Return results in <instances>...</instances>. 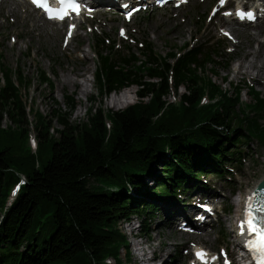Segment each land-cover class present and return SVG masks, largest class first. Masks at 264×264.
<instances>
[{"label": "trees", "instance_id": "trees-1", "mask_svg": "<svg viewBox=\"0 0 264 264\" xmlns=\"http://www.w3.org/2000/svg\"><path fill=\"white\" fill-rule=\"evenodd\" d=\"M106 39H97V46ZM139 44L143 58L130 48L121 53L117 42L110 51H97L95 77L101 94L137 84L147 101L122 111L91 107L83 123L70 119L73 95L65 96L69 110L58 103L48 117L30 107L37 118L36 148L22 96L31 82L5 65L0 48V264H124L121 250L128 260L131 250L121 220L141 216L142 231L151 233L147 219L157 214L155 201H170V195L178 200L200 176H223L227 164L242 162L240 146L251 137L264 143L258 118L234 124L239 98L199 72L217 66L215 57L223 53L228 64L226 47L188 44L183 53L162 56L152 42ZM40 80L54 89L50 73L41 71ZM172 84L190 93L170 102ZM252 93L255 105L264 106L261 94ZM206 95L210 101L204 103ZM54 121L60 137L51 133Z\"/></svg>", "mask_w": 264, "mask_h": 264}, {"label": "rangeland", "instance_id": "rangeland-1", "mask_svg": "<svg viewBox=\"0 0 264 264\" xmlns=\"http://www.w3.org/2000/svg\"><path fill=\"white\" fill-rule=\"evenodd\" d=\"M241 1L244 2V0L230 1V5L235 6ZM117 2L122 7L124 1ZM24 4L25 6L20 7V13L24 17L20 18L18 15L11 14L10 7L1 5L0 0V48L5 65L14 70L20 69L31 82L27 88H22V96L28 105L29 118L33 123L31 126L32 137L36 134L33 125L37 118L33 111H30V107L44 113L47 117L55 108H59L58 103L63 109L69 110L66 106V95H73L76 101V105L70 113L73 123L86 121L88 109L91 107H102L106 111H122L139 100L147 101L148 97L142 99L135 96L131 103L125 104L121 108H114L109 105L108 100L120 93L112 91L101 94L99 92L98 82L95 78L99 60L96 52L110 51L113 42H117L118 50L121 53L130 48V52L141 58L144 56L140 52L143 46L139 44L140 41L143 43L152 42L155 52L162 56L171 52L183 53V48L188 44L190 47H207L214 41L219 42L220 47H226L228 53L226 56L232 59L227 64L224 53L221 57H215L218 65L209 64L205 70L199 71L201 76L206 79L211 78L228 96L239 98V101L233 102L235 107L232 109L237 115L234 124H239L243 117L254 116L264 126V106L255 105L259 103L252 93L254 88L264 98V82H258L251 77V73L256 74V68L251 69L249 74L239 73L236 75L235 71L238 65H248L250 60H255L258 65L264 64V46H262L264 28L260 33L246 28V30H241L239 37L227 31L226 25L221 23V19L227 17L225 15L227 8L222 6L223 0H190L187 5L178 9L169 6L160 8L155 5H143L132 19L127 18L128 14L118 9L117 6L113 8L108 6L101 9L94 18H90V23L84 24L83 28L79 29L72 39H69L72 45L70 49H65L69 38L66 25L45 20L29 4ZM220 5L222 9L218 10ZM38 18L42 19L43 25H39ZM256 24L255 22L251 25ZM237 27L241 29L245 26ZM254 32H257L256 40L252 41L249 33ZM132 37L136 39V42L132 41ZM102 38L107 39L102 44L99 42L97 46V39ZM237 40H242L243 44L235 45ZM214 46L217 48L216 45ZM251 51H260L261 54L258 56L254 53V56H250L249 52ZM125 52L129 51L125 50ZM171 60L174 61V59ZM68 69H75L82 75L78 76V83L75 86L65 84L62 90L60 84L68 73L66 71ZM41 71L50 73L55 83L54 89L49 83L40 80ZM261 73L264 78V69ZM0 76L3 79L1 65ZM14 78L16 79L15 76ZM85 80H88L89 93H84L80 89L81 82ZM138 88L140 87H133V96V92ZM189 93L190 90L186 86L182 85L176 90L172 84L171 93L166 99L178 103L181 95ZM209 101L210 98L206 95L204 103ZM78 109L81 110V114L75 115ZM9 124L10 121L5 120L4 127ZM53 127L51 133L60 137V133L57 131L58 128H61L59 122L54 121ZM240 147L244 151L242 162L236 163L237 165H235V161L227 164V171L223 176L213 173L200 176L187 184L189 190L186 193L177 194L178 200L170 195V201L160 198L155 201L158 205L157 214H153L147 219L151 233L142 231V239L132 237V234L135 235L138 231L137 222H141V216L134 223H126L123 220L119 222L118 227L126 234L129 246L132 247L129 260L126 250L124 248L121 250L124 264H139L136 254L140 251L133 249L132 243L138 240L146 241V239L152 241L151 245L157 247L159 252L164 251V253L167 252L170 243H175L176 246L172 247L169 257L165 259L160 256L161 259L158 260V263L192 264L194 252L191 247L196 243L199 245L203 243L204 247H210L217 251L223 258L229 256L228 250L235 248V235L238 232L234 217L242 214L240 211L242 206L239 207L237 204L239 197H234L231 191L239 189L241 194H245L246 189L256 188L258 183L264 179V143L256 137H251L250 141H246ZM211 187L220 190L217 197L209 200L207 196H201V194H207ZM186 194H188V199L194 194H199L196 195L197 198L188 200L187 203L190 205L189 203L192 202L199 211L196 214L197 218L202 217L208 221L202 228L206 229V233L202 237L195 234L184 235L175 227L182 218L174 216L176 211L172 208V202L179 203L180 196ZM202 204H208L210 209L204 211L201 208ZM133 218L136 219V216ZM190 225L193 224L190 222ZM109 263L116 264L114 259H109Z\"/></svg>", "mask_w": 264, "mask_h": 264}, {"label": "bare ground", "instance_id": "bare-ground-1", "mask_svg": "<svg viewBox=\"0 0 264 264\" xmlns=\"http://www.w3.org/2000/svg\"><path fill=\"white\" fill-rule=\"evenodd\" d=\"M88 3H110V2H114L113 0H95V2H93L94 0H86ZM120 1V0H118ZM126 2L129 3V5H131V3L133 2H147L149 4L151 3V0H125ZM230 1V0H229ZM26 1L25 0H1V5L3 6H9V12L11 14H13L14 16L18 15L20 18H23L24 15L20 13V7L25 6ZM116 4H118V2L116 1ZM89 6V5H87ZM222 9V6L220 5L218 7V10ZM226 18H222L221 19V23L226 25V29L227 31L234 33L236 36L239 37V34L241 33V30H246V28L252 29V30H256L257 32H261L262 29L264 28V15H261L259 20L257 19V24L256 25H251L252 21H248L247 16H244L243 18H238L236 16L232 14H229V12L226 13ZM16 22V21H15ZM38 22L39 25H43L44 23L42 22L41 18H38ZM51 23H54L52 21H49ZM244 25V28H239L237 26L239 25ZM66 25L69 29H75V24L73 21L64 24ZM76 26H78V30L81 29L84 26V23H80L79 25L77 24ZM78 30H75L74 35H76L78 33ZM257 32L254 33H249L250 38L252 41L256 40V34ZM73 35V36H74ZM72 36V37H73ZM72 37H69L67 39L66 45H65V49H70L71 48V42L69 41V39H72ZM243 44L242 40H237L235 42V45L241 46ZM262 46H264V43H262ZM254 53H256V55L260 56L261 52L260 51H256V52H249V55H253ZM87 54V53H86ZM88 56V54H87ZM262 56V55H261ZM257 69L256 74L251 73V77L255 78L258 82H264V78L262 77V73L261 71L264 69V64L258 65L255 60H250L248 65H238L235 68L236 71V75L239 73H245V74H249L251 69ZM246 69V70H244ZM68 73L64 76L63 81L61 82V88L62 90L64 89L65 84H72L73 86H75L78 83V76L82 75L81 72L75 71V69L72 70H66ZM88 81V80H87ZM86 80L81 82V87L80 89L82 90V92L84 93H89V84ZM133 95H132V90L131 89H126L123 91V93L119 94V95H114L113 97H111L108 100V103L111 107L114 108H121L123 107L125 104H129L132 102L133 99ZM81 114V110L78 109V111L76 112L75 115H80ZM255 188L252 189H246L245 190V194H241L240 196V201L238 199V206L241 207L242 206V210L240 209L242 214L236 215V217H234L236 219V225H237V234L235 235V248L234 249H229V258L231 261H233L235 264H254L253 262L248 260V255H247V249L245 247V231L243 233H241V222L243 221V217L245 214V205H246V200L248 199V197L253 193ZM220 194V190L218 188H213L211 187V189L207 192V194H201V196H207L210 199L217 197V195ZM187 195H181L180 196V202L183 201L182 203H177V202H172L173 203V210L176 211L174 216L177 217H181L184 218V221H189L191 222L196 228H198V231L195 233V235H197L198 237H202L205 233H206V229H202L203 226H205V224H207V220L205 221V218H197L196 214L199 212L197 211V209L195 208V206L191 203H189L190 205H188V200H192L196 197V195L199 194H194L192 196H190V198H187ZM197 198V197H196ZM188 210H185L187 209ZM202 208V207H201ZM201 211V210H200ZM238 214V213H237ZM202 230V231H200ZM183 233V232H182ZM184 235H189L187 233H184ZM146 241L144 240H138L133 242V246L135 247L136 250H139L140 252L138 254H136V258L138 260V262H140L141 264L146 261L149 257V252L147 250V248L151 249L154 253H158L161 257H164L166 259V257H169V254L172 252V247H175V243H170L169 247L167 249V252L164 253V251L159 252L158 248L153 246V245H148V247L145 245ZM186 248V247H185ZM243 251V252H242ZM211 256V255H210Z\"/></svg>", "mask_w": 264, "mask_h": 264}, {"label": "snow or ice", "instance_id": "snow-or-ice-1", "mask_svg": "<svg viewBox=\"0 0 264 264\" xmlns=\"http://www.w3.org/2000/svg\"><path fill=\"white\" fill-rule=\"evenodd\" d=\"M49 11V13L60 15V18H63L64 9H61L59 13H54L53 9L47 7V4L41 5ZM66 8H72L75 11L79 10V6L75 3H67ZM245 14L241 13L243 18ZM248 18H254L252 13L246 14ZM259 192H254L248 197L245 208V217L241 222V233L245 231V226L250 235H254V239H250L247 243V247L250 250H253L259 255L256 257L259 261V264H264V199H259ZM260 213L261 215H257ZM205 253L202 251L197 253V256L203 259Z\"/></svg>", "mask_w": 264, "mask_h": 264}, {"label": "water", "instance_id": "water-1", "mask_svg": "<svg viewBox=\"0 0 264 264\" xmlns=\"http://www.w3.org/2000/svg\"><path fill=\"white\" fill-rule=\"evenodd\" d=\"M264 187V179L263 181H261V183L257 186V189L259 190L260 188H263ZM256 189V190H257Z\"/></svg>", "mask_w": 264, "mask_h": 264}]
</instances>
